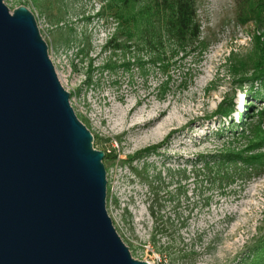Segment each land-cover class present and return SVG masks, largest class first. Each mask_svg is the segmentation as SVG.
<instances>
[{
	"label": "rangeland",
	"instance_id": "rangeland-1",
	"mask_svg": "<svg viewBox=\"0 0 264 264\" xmlns=\"http://www.w3.org/2000/svg\"><path fill=\"white\" fill-rule=\"evenodd\" d=\"M109 2L4 0L10 11L24 5L34 15L75 115L91 132L93 148L104 152L106 210L132 257L149 264L244 263L264 234V170L246 175L241 162L240 169L219 167L207 156L244 145L264 109L262 82L239 85L240 68L238 75L231 69L252 57L264 24L240 21V0H196L199 37L171 59L168 71L159 62L127 70L118 64L131 60L133 50L113 55L105 47L118 27ZM166 45L177 48L173 40ZM149 53L138 51L145 61ZM108 60L117 66L102 68ZM229 102L231 111L217 114ZM157 126L165 127L159 136ZM254 152L264 154V144ZM223 172L233 175L222 178Z\"/></svg>",
	"mask_w": 264,
	"mask_h": 264
},
{
	"label": "water",
	"instance_id": "water-1",
	"mask_svg": "<svg viewBox=\"0 0 264 264\" xmlns=\"http://www.w3.org/2000/svg\"><path fill=\"white\" fill-rule=\"evenodd\" d=\"M70 97L34 15L0 0V264H149L113 226L104 152Z\"/></svg>",
	"mask_w": 264,
	"mask_h": 264
},
{
	"label": "trees",
	"instance_id": "trees-1",
	"mask_svg": "<svg viewBox=\"0 0 264 264\" xmlns=\"http://www.w3.org/2000/svg\"><path fill=\"white\" fill-rule=\"evenodd\" d=\"M238 3L240 21L244 22L252 18L256 23L264 24V0H240ZM109 7L113 9L118 27L105 47H110L113 55L116 50L122 51V53H132L133 50L131 60L123 59L118 64L119 67L122 66L127 70L131 65L144 69L147 62L153 64L159 62L160 70L165 73L169 69L171 59L177 56L179 51L183 52L190 48V45L199 37L196 0H110ZM119 32L125 37L124 41H118ZM168 40H173L177 48L167 51L165 47ZM143 49L150 51L147 61L138 54V51ZM251 53V58L249 55L248 60L239 58L238 66L231 65V69L237 75L241 72L237 81L239 85H242L244 81L254 82L255 80L261 81L264 85V38L263 40L255 38ZM116 66L114 61L108 60L102 65V68L113 69ZM249 71L251 73L247 75ZM90 80L91 77L88 75L85 82L89 83ZM166 86L167 80L163 82L162 87ZM232 106V102L226 106L220 105L217 114H228ZM247 107L245 117L250 119L255 114L254 110H251L253 108L251 104H248ZM257 116L258 122L249 126L250 137L246 136L244 145L240 147L222 146L208 154L207 157L216 158L219 167L230 164L232 168L240 169L237 164L241 162L242 173L246 175L250 169L264 170L261 168L264 167V154L254 152L264 144V129H261V125L264 126V109L257 111ZM248 124L244 123L245 126ZM245 132V129L242 128L239 135L242 136ZM216 133L218 134V131ZM232 175V173L223 172L222 178L227 179ZM251 252V256L245 258L244 263L237 264H264V234L251 247Z\"/></svg>",
	"mask_w": 264,
	"mask_h": 264
},
{
	"label": "bare ground",
	"instance_id": "bare-ground-1",
	"mask_svg": "<svg viewBox=\"0 0 264 264\" xmlns=\"http://www.w3.org/2000/svg\"><path fill=\"white\" fill-rule=\"evenodd\" d=\"M89 65H90V63H89ZM89 70V69H88ZM91 71V70H90ZM89 71V72H90ZM87 79V78H86ZM85 81V80H84ZM178 86H179V84H178ZM186 86V85H185ZM162 95V94H161ZM164 111H159V113H158V115H156V116H153L151 119H150V121H154V120H156L157 118H159V116H161L162 115V113H163ZM160 130H165V127L163 126H157V133H158V135L157 136H159L160 134H163V131H160ZM174 132V129H171L165 136H164V138H163V140L162 141H168L169 140V137H170V135L172 134ZM155 147H157V145H152V146H149V147H146V148H144L145 150H154V149H156ZM131 156L129 155V157L128 156H126L125 157V160H128L129 158H130ZM131 159V158H130ZM125 162V161H124Z\"/></svg>",
	"mask_w": 264,
	"mask_h": 264
}]
</instances>
